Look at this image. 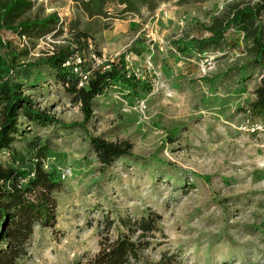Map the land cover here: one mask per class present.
Returning <instances> with one entry per match:
<instances>
[{
	"label": "rangeland",
	"instance_id": "obj_1",
	"mask_svg": "<svg viewBox=\"0 0 264 264\" xmlns=\"http://www.w3.org/2000/svg\"><path fill=\"white\" fill-rule=\"evenodd\" d=\"M30 2L13 16L12 26L53 14L60 24L24 37L3 31L21 65L65 47L76 22L103 56L100 65L126 56L127 71L146 89L135 95L123 84L108 88L95 99L84 132L65 128L84 117L50 69L32 70L28 80H20L35 104L60 121L39 126L21 120L17 142L0 154L6 166L24 168L33 158L29 145L41 141L48 146L45 170L60 181L56 227L34 229L23 264H73L92 257L106 217L117 221V237L120 218L149 211L163 219L153 260L168 251L184 264H264V124L247 113L264 70L252 40L236 28L217 46L179 50V44L210 37L207 30L259 0ZM90 135L128 140L133 155L104 168ZM63 169L73 177L63 181Z\"/></svg>",
	"mask_w": 264,
	"mask_h": 264
},
{
	"label": "trees",
	"instance_id": "obj_2",
	"mask_svg": "<svg viewBox=\"0 0 264 264\" xmlns=\"http://www.w3.org/2000/svg\"><path fill=\"white\" fill-rule=\"evenodd\" d=\"M132 6V0H123ZM30 0H0V154L11 150L21 135L20 121L25 119L29 124L53 126L60 124L57 116L46 109L38 107L32 96L27 94L22 78L28 80L32 70L46 67L56 78L57 84L69 95L73 102L81 106L82 123H74L67 129L79 128L87 132V125L93 119L95 99L102 96L113 85L123 84L130 93L138 94L145 90L135 76L127 71L126 56L121 55L116 61L108 64L109 68L94 67L90 47L93 46L89 33L78 29L76 22H71L65 47L59 48L53 55L41 58L35 63L20 64L19 55L3 40L4 30L22 35L37 28L50 29L60 24L56 14L46 19L20 22L17 27L11 25L13 16L31 7ZM136 7V6H135ZM129 8V7H127ZM134 7H130V10ZM135 9V8H134ZM264 0H259L256 7L237 9L225 24L218 29L207 30L208 38L192 40L182 46V53L192 51V47L202 51L206 46H217L232 29H240L252 40L257 53L256 63L264 70ZM97 56L101 53L94 50ZM82 58V72L91 71V77L83 88H78L80 77L74 73V65L64 67L76 58ZM260 86L255 91V100L247 113L252 119H260L264 124V75ZM91 146L100 164L107 168L117 161L132 156L133 144L128 140L113 142L102 137L90 135ZM33 158L24 168L6 166L0 158V264H23L29 258L30 238L36 227H56L57 204L54 193L60 186L56 173L47 172L44 168L48 146L41 141L29 145ZM162 216L149 211L141 218L126 216L120 218L118 236L113 237L117 221L110 216L105 218L102 241L99 251L92 257H83L73 264H184L178 254L163 251L157 260L150 256L155 252L158 234L161 233Z\"/></svg>",
	"mask_w": 264,
	"mask_h": 264
},
{
	"label": "built area",
	"instance_id": "obj_3",
	"mask_svg": "<svg viewBox=\"0 0 264 264\" xmlns=\"http://www.w3.org/2000/svg\"><path fill=\"white\" fill-rule=\"evenodd\" d=\"M68 36V33H67ZM91 53H90V58L91 60L94 61V67L95 68H99V67H104L105 68H109V66L107 64H101L100 62L102 60V58H100L99 56L96 55V53L94 52L93 46L90 47ZM84 62V60H82V58L78 57L76 58L73 62H69L67 63L64 67H71L74 65L75 69H74V73L78 74L80 77L79 83H78V88H83L87 83L88 80L91 77V71L88 72H82L80 69V65H82ZM107 65V66H106ZM45 168V167H44ZM61 179L63 181H67L69 179H71L73 177L74 172H72L71 169H63L61 172Z\"/></svg>",
	"mask_w": 264,
	"mask_h": 264
}]
</instances>
